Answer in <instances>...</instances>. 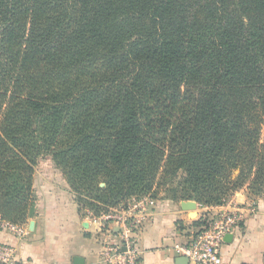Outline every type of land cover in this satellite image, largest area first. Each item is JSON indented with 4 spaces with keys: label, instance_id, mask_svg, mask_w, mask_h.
Wrapping results in <instances>:
<instances>
[{
    "label": "trees",
    "instance_id": "trees-1",
    "mask_svg": "<svg viewBox=\"0 0 264 264\" xmlns=\"http://www.w3.org/2000/svg\"><path fill=\"white\" fill-rule=\"evenodd\" d=\"M263 125L264 0H0L3 220L43 155L110 206L259 195Z\"/></svg>",
    "mask_w": 264,
    "mask_h": 264
},
{
    "label": "crops",
    "instance_id": "crops-1",
    "mask_svg": "<svg viewBox=\"0 0 264 264\" xmlns=\"http://www.w3.org/2000/svg\"><path fill=\"white\" fill-rule=\"evenodd\" d=\"M35 177V176H34ZM51 180V179H50ZM42 178L35 179L37 200L24 222L27 234L17 239L1 231L0 240L14 245L25 264H73L79 256L83 264H103L100 260L102 235L99 226L72 199L67 185ZM252 200L254 211L245 216L235 231L224 239L222 264H264V197L236 190L223 205L191 209L170 198H157L138 235L141 264H176V246L186 243L202 217L220 206L243 204Z\"/></svg>",
    "mask_w": 264,
    "mask_h": 264
},
{
    "label": "built area",
    "instance_id": "built-area-1",
    "mask_svg": "<svg viewBox=\"0 0 264 264\" xmlns=\"http://www.w3.org/2000/svg\"><path fill=\"white\" fill-rule=\"evenodd\" d=\"M154 204L155 198L145 195L133 197L125 204L108 208L98 215L86 212L87 217L99 226L102 235L100 260L103 264H141L138 235ZM254 206L250 200L243 204L220 206L210 215L205 213L190 239L176 246L178 255L187 257L188 264H222L221 247L225 236L235 231L245 216L254 211ZM1 231L17 239H23L27 234L24 223L0 218ZM0 264L25 263L19 258L16 246L0 240Z\"/></svg>",
    "mask_w": 264,
    "mask_h": 264
},
{
    "label": "rangeland",
    "instance_id": "rangeland-1",
    "mask_svg": "<svg viewBox=\"0 0 264 264\" xmlns=\"http://www.w3.org/2000/svg\"><path fill=\"white\" fill-rule=\"evenodd\" d=\"M262 139L264 138V125H263V130H262ZM35 176V177H34ZM46 178V179H51L50 181L56 184H60L62 183L61 181H63V183H65L67 185V189L69 191L70 196L72 197V199L77 203L78 207L84 212H89L92 213L94 215H98L102 212H105L108 208L111 207H116L122 204H125L127 201L131 200L133 197L137 198L139 196H145V195H150L151 197L157 199V198H163V192H157L156 195L152 194V193H145V194H141V195H131L129 197H127L124 201L119 202L117 205H105L102 202H96V201H91L90 199L87 198H83V195H79L76 192H74L72 189H70L65 176L63 175L62 171L60 170V168H58L55 163L51 160V158L49 156L43 155L41 157H39L36 160V163L34 165V172H33V199L30 202V207L29 209L31 210V208H33L36 200H37V195H36V190H35V179L37 180V186H38V182L40 183L42 178ZM41 184V183H40ZM100 186H103V183H100ZM247 187V186H245ZM155 195V196H154ZM259 196L264 197V190L259 194ZM85 199V201H87V204H85L82 200ZM195 201V200H194ZM32 206V207H31ZM28 209V210H29Z\"/></svg>",
    "mask_w": 264,
    "mask_h": 264
},
{
    "label": "water",
    "instance_id": "water-1",
    "mask_svg": "<svg viewBox=\"0 0 264 264\" xmlns=\"http://www.w3.org/2000/svg\"><path fill=\"white\" fill-rule=\"evenodd\" d=\"M183 209H191L196 206V201L194 200H187L181 203ZM230 235H226L225 238L229 237ZM73 264H83V259L79 256L73 257ZM176 264H188V258L185 256H179L176 259Z\"/></svg>",
    "mask_w": 264,
    "mask_h": 264
}]
</instances>
